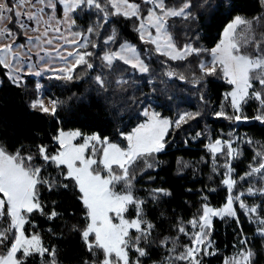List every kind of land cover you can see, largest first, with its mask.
<instances>
[{
  "label": "snow or ice",
  "instance_id": "6c2138e0",
  "mask_svg": "<svg viewBox=\"0 0 264 264\" xmlns=\"http://www.w3.org/2000/svg\"><path fill=\"white\" fill-rule=\"evenodd\" d=\"M61 6L63 15H58ZM259 7L260 12L249 16L240 0H0V39L4 41L0 66L6 70L0 89H24L31 112L53 123L51 143L16 147L0 139V264H29L30 260L35 264L37 256L40 264H61L58 245L45 244L41 232L29 231L27 225L38 227L31 219L37 213L54 224L67 212V207L58 211L65 199L80 210L79 215L73 211L63 219L61 227L78 236L89 253L81 264H204L206 257L219 251L212 239L213 218H231L239 226L240 214L254 225V232L249 237L240 227L236 251L224 256L223 264H256L260 250L253 245L257 238L264 243V142H255L259 146L248 171L237 179L232 161L241 154L239 145L252 144L253 139L235 132L229 133L228 140L209 137L205 147L213 157V172L219 168L216 154L227 146L221 183L228 195L220 206L202 195L204 202L190 219L172 217L177 221L170 225L175 235L157 231L159 221L147 209L149 200L157 204L171 195V189L151 187L141 196L138 193L144 189L136 185L147 171L163 163L157 157L170 147L169 130L202 115L187 109L173 120L151 106L143 87L155 81L161 56L168 58L162 62L164 75L178 76L196 87L205 105L206 92L199 86L206 88L209 76L223 74L230 90L223 93L214 116L264 122V0H259ZM217 13L222 30L207 48L200 42L201 17ZM122 20L132 22L139 45L122 37ZM57 39L64 43H55ZM185 60L198 61L199 75L196 71L186 75L169 66V61ZM33 74L48 75V88L36 81L29 94L26 75ZM84 78H90L91 89L121 121L111 135L63 126L68 118L61 110L72 97L61 98L63 93L56 95L51 89H68ZM151 91L155 93V88ZM251 100L258 101L254 117L243 113ZM137 105L146 118L124 130L123 116ZM204 134L196 132L191 138ZM36 139L44 137L37 134ZM177 164L187 167L189 162L177 158ZM155 180L149 176L146 182ZM239 182L248 186L237 191ZM45 193L48 199L41 198ZM246 195L253 199L251 204ZM53 196L61 199H50ZM257 196L261 199L256 200ZM165 215L162 211L160 218ZM47 231L64 237L63 231L51 226ZM185 236L188 242L182 243ZM160 248L164 254L153 259L152 253Z\"/></svg>",
  "mask_w": 264,
  "mask_h": 264
},
{
  "label": "trees",
  "instance_id": "16d2710c",
  "mask_svg": "<svg viewBox=\"0 0 264 264\" xmlns=\"http://www.w3.org/2000/svg\"><path fill=\"white\" fill-rule=\"evenodd\" d=\"M211 2V0H210ZM247 7V15H255L260 12L259 0H240ZM94 11V10H93ZM82 15V14H81ZM202 35L200 42L205 47L210 48L215 41L219 39L218 32L222 30V20L219 13L201 17ZM78 24H83L84 20H78ZM122 37L127 38L133 43L138 42L137 34L134 30L131 21H121ZM180 29L179 36H184V31L180 23L176 24ZM21 42L23 37L19 38ZM210 59V56H206ZM155 59V58H154ZM168 59L161 56L155 67L156 79L147 87H143V91L149 94L151 106L161 113L162 116H168L175 120L178 118V113L183 110H199L201 117L189 120L186 124H182L179 129L174 126L169 130L168 136L170 147L162 154H158V159L163 163L156 169L147 171V174L142 176L137 182V188L144 189L138 194L146 196V189L151 187L163 186L171 189V195L162 197L160 202L153 204L150 200L147 204L149 215L159 221L157 231H163L171 235H175V229H170V225L176 224L177 221L172 217H182L185 221L190 219L197 209L204 202L202 195H207L208 201L213 206L222 205L228 195V190L221 183L223 172L225 171L224 163L226 159V145L223 146V151L216 154V164L219 165L217 171L213 172V157L210 151L205 147L209 142V137L215 138L220 136L223 140L230 138L229 133L235 134L241 138L245 136L253 139L252 144L241 143L239 145L241 154L232 161V167L235 170L234 175L239 178L245 171H248L249 162L256 154L255 148L258 147L255 142H264V122L249 119L247 121H229L224 117H216L212 113L219 110L220 104L223 101V93L230 90L229 83L223 78V74L209 76L207 78L206 88L204 85L199 86L204 89L205 100L207 104L199 100L197 88L192 86L187 81H181L178 76L167 77L164 75L162 67L163 60ZM122 63V62H121ZM196 60H185L183 62L169 61V66L178 71L185 72L190 75L191 71L199 72L196 68ZM5 69L0 66V79H5ZM83 71V69H80ZM139 76V74H137ZM29 94L34 88L36 81L48 88L51 83L48 76L34 77L26 75ZM90 78H84L81 81L75 82V86H69L68 89H51L56 95H61V98L72 97L69 103L65 105L61 114L68 118V122L63 126L66 128H79L83 133L89 134L94 131L101 132L102 135H111L114 128L121 123L116 113L110 111L102 98H98L97 94L90 87ZM143 85L144 82L141 81ZM155 88V93L152 89ZM84 96L81 99L80 94ZM47 94V92L45 93ZM75 94V95H74ZM131 95V92H129ZM25 90L15 87H5L0 89V139H6V142L16 147L21 144L27 147L33 143H51L50 134H52L53 123L49 118L37 116L31 112L26 105ZM118 99V98H117ZM147 106V102H146ZM229 112L232 111L230 104L227 106ZM138 105L133 107L127 114L123 116V123L127 124L124 130H130L140 119H145L142 111H137ZM258 101L251 100L243 107V113L249 117L256 115ZM196 132H204L205 134L193 140L191 137L196 135ZM37 134L44 137L43 141L36 139ZM191 134V135H189ZM187 140V143L184 141ZM233 147H237L233 143ZM177 158H182L183 161H188L187 167L183 164H177ZM179 167H184L183 172H178ZM149 176L156 177L154 183H148ZM246 182H239L240 188H246ZM215 189L214 191L212 189ZM191 189V191H188ZM203 190V193L202 191ZM48 199L45 193L41 197ZM50 199H61L53 196ZM247 202L251 204L253 199L245 196ZM256 200L261 199L259 196ZM67 207L65 216L57 219L54 224L47 221V218L39 213L32 216L31 219L37 221L38 227L35 229L29 224V231L35 230L41 232L45 238V244H56L59 248V260L61 264H81V261L89 256V253L84 248L80 238L72 233H69L66 228H62V220L68 218V215L75 211L79 215V206L74 205L71 199H65L58 211L64 212ZM165 212V218H160V213ZM238 208V212H239ZM241 225H237L231 218L227 220L215 217L213 219L214 232L212 239L215 242V247L219 251L211 256L206 257L204 264H223V257L230 256L238 243L237 233L240 227H243L244 233L252 236L254 225L249 224L243 214H240ZM53 227L57 232L63 231L64 237L58 238L47 231L48 227ZM190 228V226H189ZM182 243H187L188 238H182ZM155 247V246H154ZM258 251L256 264H264V243L260 239L255 240L253 245ZM164 254L163 248L157 249L152 253L153 259H159ZM35 264H40L39 256L35 257ZM29 264H33L30 260Z\"/></svg>",
  "mask_w": 264,
  "mask_h": 264
},
{
  "label": "rangeland",
  "instance_id": "374dc122",
  "mask_svg": "<svg viewBox=\"0 0 264 264\" xmlns=\"http://www.w3.org/2000/svg\"><path fill=\"white\" fill-rule=\"evenodd\" d=\"M57 14H58V15H63L62 6H61V8H60V10L58 11ZM28 35H34V33L29 32ZM53 35H55V34H53ZM2 42H4L3 39H0V43H2ZM55 43H61V44H63L64 42H63L62 40L57 39V40L55 41ZM54 46H55V45H53V47H54ZM54 66H58V65H54ZM31 76H34V77L37 78V76H35L34 74L31 75ZM41 76H48V75H46V74H42ZM41 76H39V77H41ZM0 80H1V79H0ZM227 82H228V81H227ZM145 118H146V117H145ZM214 218H215V217H214ZM214 218H213V219H214Z\"/></svg>",
  "mask_w": 264,
  "mask_h": 264
}]
</instances>
